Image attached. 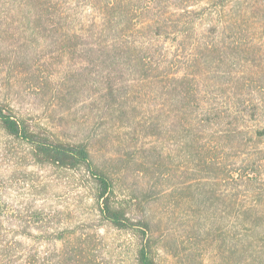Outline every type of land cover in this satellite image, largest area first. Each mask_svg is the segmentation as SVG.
<instances>
[{"label":"trees","instance_id":"obj_1","mask_svg":"<svg viewBox=\"0 0 264 264\" xmlns=\"http://www.w3.org/2000/svg\"><path fill=\"white\" fill-rule=\"evenodd\" d=\"M41 41L51 55H67L78 65L58 93L71 105L94 94L92 106L108 116L106 123L132 127L129 111L139 109L134 95L148 100L153 119L147 130L182 145L174 171L184 167L186 179L172 195L195 206L196 237L217 243L232 264H264L261 149L250 153L247 167L231 171L235 193H219L221 146L264 139V0H0V52L10 49L29 62V49ZM0 133L22 144L0 145V166L19 146L36 165L80 174L102 221L133 237L135 264H159L157 223L149 212L153 194L121 200L115 174L97 163L89 142L66 140L2 100ZM139 153L138 170L161 178L170 163L163 148ZM126 154L119 170L136 165ZM4 176L0 171V264H96L93 236L48 231L38 225L46 220L41 213H34L35 230L45 231L36 234L25 215L11 213ZM242 184L252 205L240 199ZM209 216L218 223L206 226ZM41 235L60 242V249L46 253L36 243Z\"/></svg>","mask_w":264,"mask_h":264},{"label":"rangeland","instance_id":"obj_2","mask_svg":"<svg viewBox=\"0 0 264 264\" xmlns=\"http://www.w3.org/2000/svg\"><path fill=\"white\" fill-rule=\"evenodd\" d=\"M9 50L5 48L0 52V100L9 102L20 115L31 116L66 140L89 142L97 163L115 174L117 194L121 200H129L134 195L153 194L149 212L157 223L159 264H232L227 256H221L217 243L210 241L206 244L196 237L195 206L172 195L184 188L186 179L184 167L174 171L181 164L182 145L167 134L159 141L147 130V123L153 119L148 112L151 105L148 100H136L134 95L139 109L130 110L129 116H134L135 127L128 126L127 121V126H122L119 120L106 123L108 116H103L98 108H93L95 105L92 106V97L96 99V95L93 94L91 99L81 96L80 102L71 105L58 94L65 89L67 75L78 66L69 56L51 55L42 41L41 45L35 42L29 49L28 56L33 62L15 58ZM249 137L241 145L221 146L224 152L219 155V162L224 164L225 172L221 174L223 180L219 193L225 197L235 193L234 182L228 178L231 171L247 167L248 157L255 149H261L263 153L259 156L263 159L259 161L263 178L257 187L264 191V139L250 142ZM0 145L22 144L0 133ZM158 146L170 160V163L166 162L168 166L161 178L139 171L136 164L141 160L140 151ZM13 153L12 160L0 166L7 186L4 198L11 213L16 211L25 215L24 219L31 221L26 223L33 226V233L45 231L35 230L34 221L38 220L34 213H41L46 220H40V216L42 222L38 225H46L48 231L68 229L69 232L93 236L98 249L96 264H135L133 237L102 221L85 178L72 171L36 165L24 158L27 151L22 147L15 146ZM126 153L131 154L129 157L136 165L119 170L120 159H126ZM248 191L242 184L239 195L246 206L254 201ZM205 222L206 226L218 223L211 216L208 221L205 218ZM225 223L227 225V219ZM19 240L25 244L34 243L32 237H19ZM37 240L36 243L46 253L48 247L54 254L61 247L60 242L49 243L44 235Z\"/></svg>","mask_w":264,"mask_h":264}]
</instances>
